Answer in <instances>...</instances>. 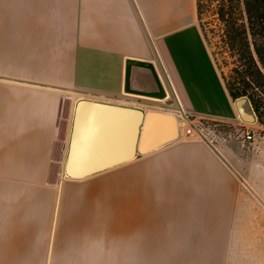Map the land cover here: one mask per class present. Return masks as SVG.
<instances>
[{
	"label": "crops",
	"instance_id": "0c3cea01",
	"mask_svg": "<svg viewBox=\"0 0 264 264\" xmlns=\"http://www.w3.org/2000/svg\"><path fill=\"white\" fill-rule=\"evenodd\" d=\"M128 61L142 63L129 89L157 91L154 72L166 96L128 92ZM80 100L170 113L179 127L184 112L240 122L197 0H0V264H264L242 143L179 128L140 153L170 135L169 119H151L138 151L133 112L85 109L80 154L133 157L68 178Z\"/></svg>",
	"mask_w": 264,
	"mask_h": 264
},
{
	"label": "trees",
	"instance_id": "16d2710c",
	"mask_svg": "<svg viewBox=\"0 0 264 264\" xmlns=\"http://www.w3.org/2000/svg\"><path fill=\"white\" fill-rule=\"evenodd\" d=\"M216 2L220 53L230 59L226 90L235 102L247 98L264 125V0H212ZM199 12V7H198Z\"/></svg>",
	"mask_w": 264,
	"mask_h": 264
},
{
	"label": "rangeland",
	"instance_id": "374dc122",
	"mask_svg": "<svg viewBox=\"0 0 264 264\" xmlns=\"http://www.w3.org/2000/svg\"><path fill=\"white\" fill-rule=\"evenodd\" d=\"M197 13L200 28L221 77L223 75L225 78H229L231 66L226 64V61H230V59H226L219 52L220 26L216 16V2L212 0H197ZM239 121V124H232V122L197 119L194 120L193 127L198 130L204 139L211 140L215 144L219 141L242 143L241 136L247 132L253 136L251 140L246 141L241 146L240 156L246 163L245 184L246 195L249 196L248 208L256 215L260 223H264V125H260L257 122L246 123L242 120ZM115 174H111L110 178L124 180L128 177L127 171L115 172ZM261 226L264 229V224ZM262 232L264 234V230ZM262 243L264 244V239ZM259 249L264 251V245L261 244ZM259 262L258 260V264H260Z\"/></svg>",
	"mask_w": 264,
	"mask_h": 264
},
{
	"label": "water",
	"instance_id": "95a60500",
	"mask_svg": "<svg viewBox=\"0 0 264 264\" xmlns=\"http://www.w3.org/2000/svg\"><path fill=\"white\" fill-rule=\"evenodd\" d=\"M142 65V63L138 61H128L126 66V90L130 93H135L138 95H143L147 97H152L156 99H162L166 96V92L164 91L159 79L153 72V77L157 85V91L148 92V91H136L128 88L129 82V71L131 66ZM235 107L238 112L239 119L246 123H254L256 122V117L249 105L247 98L242 97L237 99L235 102ZM85 109H91L99 111L100 114L103 115H112L117 114L119 116L133 112L135 115V123L133 130V143H137L138 151L139 144L145 143L146 139L150 136V130L154 128V125H151V119H164L167 118L172 123V131L167 137H158L153 142L150 148L141 149L140 153H145L147 151L156 149L163 145H166L170 142H173L179 138V128L184 125V122H177L176 117L173 114L149 110L145 114L143 112L132 110L129 108H123L118 106H112L87 100H80L76 105V114L74 120V130L72 134V139L70 143V149L67 156V161L64 169V173L68 178L80 179L86 178L88 176L94 175L96 173L102 172L110 167L116 166L118 164L124 163L130 160L133 157V151H131L128 155H116V156H108L102 157L100 159H89V157H84L80 154V142L82 139V130H83V122ZM143 117V118H142Z\"/></svg>",
	"mask_w": 264,
	"mask_h": 264
},
{
	"label": "built area",
	"instance_id": "2783aa9c",
	"mask_svg": "<svg viewBox=\"0 0 264 264\" xmlns=\"http://www.w3.org/2000/svg\"><path fill=\"white\" fill-rule=\"evenodd\" d=\"M183 121L184 125H182L181 132H182V138H195V137H202L197 129L193 127L194 120L191 115L184 112L183 115ZM242 144H244L246 141H249L253 138V136L250 133H246L245 135H242Z\"/></svg>",
	"mask_w": 264,
	"mask_h": 264
},
{
	"label": "bare ground",
	"instance_id": "6f19581e",
	"mask_svg": "<svg viewBox=\"0 0 264 264\" xmlns=\"http://www.w3.org/2000/svg\"><path fill=\"white\" fill-rule=\"evenodd\" d=\"M63 178H64V176H63Z\"/></svg>",
	"mask_w": 264,
	"mask_h": 264
}]
</instances>
